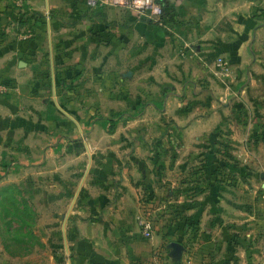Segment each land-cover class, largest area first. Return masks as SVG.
Instances as JSON below:
<instances>
[{
	"label": "crops",
	"instance_id": "1",
	"mask_svg": "<svg viewBox=\"0 0 264 264\" xmlns=\"http://www.w3.org/2000/svg\"><path fill=\"white\" fill-rule=\"evenodd\" d=\"M158 2L0 0V200L33 175L63 207L44 264H264V0Z\"/></svg>",
	"mask_w": 264,
	"mask_h": 264
},
{
	"label": "rangeland",
	"instance_id": "2",
	"mask_svg": "<svg viewBox=\"0 0 264 264\" xmlns=\"http://www.w3.org/2000/svg\"><path fill=\"white\" fill-rule=\"evenodd\" d=\"M44 174H40L42 178H44L45 171H43ZM26 178V177H25ZM25 184L21 185V188L13 189L11 191V194H13V197L16 204H13V206L10 204V201H6V208L2 211V207L0 209V226L1 228H4V223L6 221H10L9 225L11 226L12 230L15 231V238H13V242L6 238L7 242L16 250L19 252L25 251L26 258L19 260L18 264H32V261L35 263L44 264L46 255L44 254V246L45 244L53 245L54 248L60 249L61 248V242L60 238L54 237V238H47L45 237V233L47 231H50V229H55L58 231L59 225H53L51 226V223L54 221L49 218L48 215H50L51 211H55V213L59 212L63 209V207L60 204H57L53 206L52 208L49 206L46 207L45 204H43L44 201V190L46 189L44 187L45 183L42 179L40 180H32L33 175L30 176L31 179V186L28 185V178H26ZM23 179V178H22ZM32 183H38L34 184L35 189H32ZM40 188L42 189H39ZM71 189L69 190V194H71ZM20 203L24 204V207L20 205ZM17 210H24L26 213V216L17 214V215H9L7 212H12L15 208ZM7 213V214H6ZM53 221V222H52ZM30 231V236H28V232ZM32 231H34L36 237L32 238ZM17 235V236H16ZM168 240V239H167ZM30 247V253L31 255L28 256V248ZM170 261V260H169ZM21 262V263H20Z\"/></svg>",
	"mask_w": 264,
	"mask_h": 264
},
{
	"label": "built area",
	"instance_id": "3",
	"mask_svg": "<svg viewBox=\"0 0 264 264\" xmlns=\"http://www.w3.org/2000/svg\"><path fill=\"white\" fill-rule=\"evenodd\" d=\"M88 7H123L136 12L150 19H158L161 15V6L158 0H85ZM214 66L223 73L227 72V67L220 57L214 61ZM12 88L0 78V95L7 94ZM136 224L140 229V234L144 238H150L153 232L151 220L141 213L135 217Z\"/></svg>",
	"mask_w": 264,
	"mask_h": 264
},
{
	"label": "trees",
	"instance_id": "4",
	"mask_svg": "<svg viewBox=\"0 0 264 264\" xmlns=\"http://www.w3.org/2000/svg\"><path fill=\"white\" fill-rule=\"evenodd\" d=\"M219 142L217 141H209L208 144V150L203 153L205 154V156H207V159H209L211 162H214L216 163L219 167L221 168H226V169H231L232 168V164L229 163L226 159V157L228 158V154L225 153V152H222V157L221 158H218V157H215V152L217 151V148L215 147V144H218ZM11 191H8L9 192V195L8 196H4L1 200H0V209L2 207V211L7 207L6 206V201L9 200L10 201V204L13 206V204H16L17 202L15 201L14 197H13V194H11ZM20 205L22 207H24V204L23 203H20ZM15 208V207H14ZM9 215L13 216V215H17V214H20V215H23V216H26V213L24 212V210H17L16 208L13 209L12 212H7ZM6 213V214H7ZM10 221H6L4 223V229L7 231H10L12 230L11 226L9 225ZM14 231V230H13ZM15 231H14V235L12 236H8L6 238H9L12 242H13V238H15ZM17 236V235H16ZM36 236H33L32 235V238H35ZM8 245H10L8 242L6 243ZM177 264V263H175Z\"/></svg>",
	"mask_w": 264,
	"mask_h": 264
},
{
	"label": "water",
	"instance_id": "5",
	"mask_svg": "<svg viewBox=\"0 0 264 264\" xmlns=\"http://www.w3.org/2000/svg\"><path fill=\"white\" fill-rule=\"evenodd\" d=\"M168 256L174 261L178 262L182 252V245L176 241H171L167 244Z\"/></svg>",
	"mask_w": 264,
	"mask_h": 264
}]
</instances>
